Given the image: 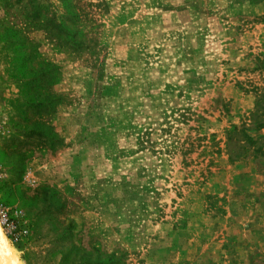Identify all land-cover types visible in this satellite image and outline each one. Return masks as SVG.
Wrapping results in <instances>:
<instances>
[{
    "label": "rangeland",
    "instance_id": "1",
    "mask_svg": "<svg viewBox=\"0 0 264 264\" xmlns=\"http://www.w3.org/2000/svg\"><path fill=\"white\" fill-rule=\"evenodd\" d=\"M71 1L0 0L19 264H264V0Z\"/></svg>",
    "mask_w": 264,
    "mask_h": 264
},
{
    "label": "trees",
    "instance_id": "2",
    "mask_svg": "<svg viewBox=\"0 0 264 264\" xmlns=\"http://www.w3.org/2000/svg\"><path fill=\"white\" fill-rule=\"evenodd\" d=\"M74 1V0H73ZM65 9L68 10L69 13H71L72 20L77 19V14L75 11L71 12V10L75 9H81L80 5L78 6L77 3L72 2L71 0H62ZM80 4V3H79ZM63 26V25H61ZM66 34L70 35L67 31H65ZM71 37V36H70ZM72 38V37H71ZM262 111V115H259V113ZM253 118L255 120V124L257 125L255 132L260 131L264 128V92H261L257 99V113L254 114ZM251 131L249 129H246L245 127H238L236 125H232L231 129L228 131V139L229 140H235L237 142H242V144H246L245 148L247 152L254 147V153L259 154L261 156H264V143L261 142L264 139V136H260L255 138L251 135ZM146 135V134H145ZM148 135V134H147ZM138 144L143 146L144 148L148 140H145L144 137H140L137 139ZM142 147V148H143ZM248 148V149H247ZM249 154V153H248ZM232 158V157H231Z\"/></svg>",
    "mask_w": 264,
    "mask_h": 264
},
{
    "label": "built area",
    "instance_id": "3",
    "mask_svg": "<svg viewBox=\"0 0 264 264\" xmlns=\"http://www.w3.org/2000/svg\"><path fill=\"white\" fill-rule=\"evenodd\" d=\"M18 219L19 222L24 219L23 213L16 208H4L0 207V225L1 228L10 242H18L22 239V234L17 232V228L20 226L14 220ZM27 230H23V234H26Z\"/></svg>",
    "mask_w": 264,
    "mask_h": 264
},
{
    "label": "water",
    "instance_id": "4",
    "mask_svg": "<svg viewBox=\"0 0 264 264\" xmlns=\"http://www.w3.org/2000/svg\"><path fill=\"white\" fill-rule=\"evenodd\" d=\"M0 264H19L0 225Z\"/></svg>",
    "mask_w": 264,
    "mask_h": 264
}]
</instances>
